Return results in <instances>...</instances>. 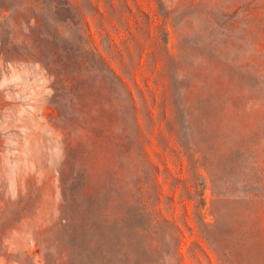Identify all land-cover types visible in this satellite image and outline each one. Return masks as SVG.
I'll return each mask as SVG.
<instances>
[{"label":"rangeland","instance_id":"1","mask_svg":"<svg viewBox=\"0 0 264 264\" xmlns=\"http://www.w3.org/2000/svg\"><path fill=\"white\" fill-rule=\"evenodd\" d=\"M0 264H264V0H0Z\"/></svg>","mask_w":264,"mask_h":264}]
</instances>
